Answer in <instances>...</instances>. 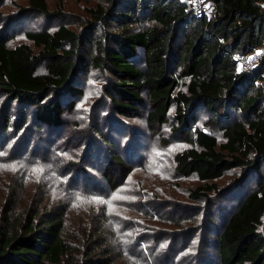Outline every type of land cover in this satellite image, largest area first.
<instances>
[{"label": "trees", "instance_id": "trees-1", "mask_svg": "<svg viewBox=\"0 0 264 264\" xmlns=\"http://www.w3.org/2000/svg\"><path fill=\"white\" fill-rule=\"evenodd\" d=\"M209 2L212 16L197 15L188 0H106L88 9L81 31L60 25L53 32L26 33L37 54L27 43L10 46L0 37V95L6 98L0 132L7 135L12 121L21 130L29 118L39 132L43 124L62 125L65 110L82 94L75 75L92 68L114 77L108 100L120 115L138 113L142 89L151 107L149 127L166 124L175 104L174 130H183L189 146L175 157L178 174H195L202 182L235 169L259 176L217 235L219 264H264V59L249 72L239 71L234 59L264 44V0ZM26 10L64 17L60 9L51 11L47 0H29ZM89 48L86 68L83 53ZM40 61L47 63L46 73H38ZM184 81L186 92L179 89ZM200 109L217 122L233 112L242 120L222 127L225 142L219 145L190 124ZM204 189L212 187L195 189L192 198L205 197ZM35 208L30 203L17 215L7 208L0 216V264H113L112 250L103 248L97 229L75 249L64 237L65 212Z\"/></svg>", "mask_w": 264, "mask_h": 264}, {"label": "rangeland", "instance_id": "rangeland-1", "mask_svg": "<svg viewBox=\"0 0 264 264\" xmlns=\"http://www.w3.org/2000/svg\"><path fill=\"white\" fill-rule=\"evenodd\" d=\"M28 1L0 0V37L10 46L27 43L36 54L26 33L53 32L60 25L81 31L88 9L106 4L47 0L51 11H62L60 19L27 11ZM91 51L83 53L86 68ZM46 67L40 61L38 73H46ZM74 82L82 94L72 110H65L62 125L43 124L39 132L29 118L21 130L12 121L7 135L0 132V216L7 208L24 213L30 203L47 212L57 207L66 214V241L83 248L90 230L97 229L103 248L112 250L113 264H219L217 235L255 189L257 173L235 169L208 182L195 174L184 177L175 169V157L189 146L183 130H174L175 104L166 124L149 127L144 89L138 113L120 115L108 100L114 82L109 72L78 71ZM179 89L186 92L185 81ZM5 104L0 95V124ZM234 120H242L240 113L217 122L200 109L189 121L220 145L222 127ZM260 170L264 177V165ZM206 186L212 190L204 189L205 197L192 198V191ZM260 230L264 236V222Z\"/></svg>", "mask_w": 264, "mask_h": 264}, {"label": "built area", "instance_id": "built-area-1", "mask_svg": "<svg viewBox=\"0 0 264 264\" xmlns=\"http://www.w3.org/2000/svg\"><path fill=\"white\" fill-rule=\"evenodd\" d=\"M182 2L187 0H180ZM194 12L201 16H212L215 11V7L209 0H188ZM234 59L237 64V68L241 72L251 71L262 59H264V44L256 47L249 54L234 55Z\"/></svg>", "mask_w": 264, "mask_h": 264}, {"label": "snow or ice", "instance_id": "snow-or-ice-1", "mask_svg": "<svg viewBox=\"0 0 264 264\" xmlns=\"http://www.w3.org/2000/svg\"><path fill=\"white\" fill-rule=\"evenodd\" d=\"M117 198H119V197H114V199H117Z\"/></svg>", "mask_w": 264, "mask_h": 264}]
</instances>
